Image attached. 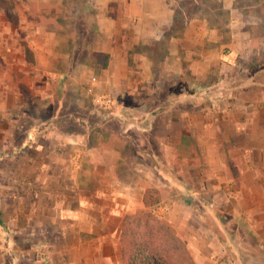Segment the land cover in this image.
<instances>
[{
	"label": "crops",
	"instance_id": "0c3cea01",
	"mask_svg": "<svg viewBox=\"0 0 264 264\" xmlns=\"http://www.w3.org/2000/svg\"><path fill=\"white\" fill-rule=\"evenodd\" d=\"M216 1L230 23L238 22L235 0ZM5 2L14 12L12 21L0 11V122L6 131L29 116L28 102H43L36 108L42 110L48 100L59 104L69 93L91 101L87 89L88 97L79 93L90 82L113 98V106L119 95L157 99L159 85L167 83L168 95L161 98L170 105L159 126H141L157 134L149 146L123 134L117 146L96 152L101 141L93 137L83 155L87 142L67 132L62 119L38 124L37 135L13 160L9 191L0 195L9 197L0 202L2 229L27 242L35 237V249L46 259L40 264H121L123 218L144 207L143 193L152 186L161 195L155 214L171 223L196 264L230 261L212 226L224 220L211 223L182 196L201 192L220 203L228 199L237 234L247 231L264 246V89L249 91L257 80L250 75L227 79L221 71L207 80L215 66H237L234 52H243L231 45L223 52L225 23L204 7L180 13L178 0ZM121 159L148 166L133 165V171H152L171 187L177 177L179 190L166 201L160 184L141 183L129 166L117 179ZM242 237L239 244L246 242Z\"/></svg>",
	"mask_w": 264,
	"mask_h": 264
},
{
	"label": "rangeland",
	"instance_id": "374dc122",
	"mask_svg": "<svg viewBox=\"0 0 264 264\" xmlns=\"http://www.w3.org/2000/svg\"><path fill=\"white\" fill-rule=\"evenodd\" d=\"M178 2L181 8H179L180 13H193L198 8L204 7L205 11L217 20V23L220 25L225 23L227 25L223 27L226 33L224 38L226 45L223 48V52L227 54L230 50L228 47L230 45L233 50L243 49L241 53L236 50L234 52L233 57L238 63L237 66L226 67V69L223 66L220 68L215 66L208 73L207 80L213 81V79H217L221 71H223L220 73L223 76L221 78L227 79L229 77L234 79L235 76L238 79H242L250 75L253 78L256 77L257 80H252L255 84H252L248 90L254 91V88L255 90L257 88L264 89V84L261 85L264 82V0H235L234 4L238 7L241 14L237 15L236 13L238 12H233L235 14L234 18L236 16L238 18V22L234 23H230L229 14L224 13V9L219 7L216 0H203V4L199 0H178ZM232 28L235 33L234 36L230 35V29ZM234 82L237 81L234 80ZM90 83L83 85L81 92H79L81 95L88 97L86 89L88 87H96V83L94 85H90ZM159 90L161 92L158 98L151 100H138L133 98L132 95H127L126 97L119 95L116 99V105L112 106L110 110L101 109L97 105L92 104L90 99L84 101L81 99L82 96L73 99L71 93L68 94L69 97H66L65 100L59 99V104L56 102L57 100L55 102L48 100L42 110H37L36 108L42 105L43 102L39 100L28 102L26 109L29 116H23L19 119L17 130L6 131V126H3L0 122V142L3 141V144L10 143L9 146L0 148V195L2 192L6 193L9 191L12 182L10 174L14 171L13 160L21 156L26 150L29 140H32L37 135L35 131L38 124L47 123L48 126H52L53 123H58V120L62 119L63 122L61 123H64L63 126L66 125L69 130L67 132H76L83 141L87 142L83 146V155L92 145L91 143H94L95 139L93 137H99L98 141H101L99 148L96 149L94 147L96 152L99 149L103 151L102 148H105L106 144L117 146L118 142H120L117 139L122 137L123 134L129 135V138L135 144L142 141L143 144L147 143L148 145V141H151L157 134L151 130L143 131L141 126L147 123L159 126L160 121L164 117L161 116L163 109L170 105L168 98H161L168 95L167 83L161 82ZM90 154L92 153L90 152ZM97 157L101 156L97 154ZM117 163L120 168L119 172H115L117 179L123 177L124 169L129 166L133 177H138L141 183L153 184L156 182L160 184L161 192L166 201L173 198L177 192L176 190H179V188H176L175 182L177 177H173L175 181L172 179L174 184L171 187L169 183L164 184L159 180L152 171H139L141 168L144 169L143 167L148 168V166L134 165L135 161L131 160L128 162L122 159ZM133 165L138 167L139 170L133 171ZM177 167L180 168V165H177ZM165 180L169 181L168 179ZM13 181L22 183L25 182V178H18L17 182L13 178ZM181 199H185L188 204L199 212H205L204 215L209 221L211 220V223H214V220H224L221 226L211 224L214 227V232H217V236L223 241L220 246L223 258H229L231 264H264V246L259 245L247 231L243 234L246 242L239 244L243 235L239 236L237 234L233 226L232 214H228L226 211L230 204L228 199H226V203L229 202V204L220 203L210 195L202 194L201 192L187 197L182 196ZM2 201L8 202L9 197H0V202ZM225 225L227 226L224 227ZM35 240L34 237L27 242L23 237L13 235L10 229H2L0 227V264H37L39 258H44L39 261V264L46 261L45 255H41L39 252L40 248L37 247L35 249Z\"/></svg>",
	"mask_w": 264,
	"mask_h": 264
},
{
	"label": "trees",
	"instance_id": "16d2710c",
	"mask_svg": "<svg viewBox=\"0 0 264 264\" xmlns=\"http://www.w3.org/2000/svg\"><path fill=\"white\" fill-rule=\"evenodd\" d=\"M5 1L0 0V11H5L14 21L13 10ZM95 55L106 56L104 53ZM142 200L143 208L123 218L120 232L121 264H196L171 223L155 214L154 207L161 200L160 192L149 186L145 188Z\"/></svg>",
	"mask_w": 264,
	"mask_h": 264
},
{
	"label": "built area",
	"instance_id": "2783aa9c",
	"mask_svg": "<svg viewBox=\"0 0 264 264\" xmlns=\"http://www.w3.org/2000/svg\"><path fill=\"white\" fill-rule=\"evenodd\" d=\"M87 91L91 95L92 103L97 105L101 109L110 110L112 106L115 104V101L110 95L97 92L93 87H88ZM219 263L230 264V261L228 259H223L219 261Z\"/></svg>",
	"mask_w": 264,
	"mask_h": 264
}]
</instances>
